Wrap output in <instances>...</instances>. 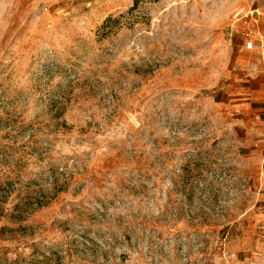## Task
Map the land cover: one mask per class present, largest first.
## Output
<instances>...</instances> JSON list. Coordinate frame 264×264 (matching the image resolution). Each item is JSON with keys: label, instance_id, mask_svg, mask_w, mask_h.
Returning <instances> with one entry per match:
<instances>
[{"label": "rangeland", "instance_id": "obj_1", "mask_svg": "<svg viewBox=\"0 0 264 264\" xmlns=\"http://www.w3.org/2000/svg\"><path fill=\"white\" fill-rule=\"evenodd\" d=\"M0 264H264V0H0Z\"/></svg>", "mask_w": 264, "mask_h": 264}, {"label": "trees", "instance_id": "obj_2", "mask_svg": "<svg viewBox=\"0 0 264 264\" xmlns=\"http://www.w3.org/2000/svg\"><path fill=\"white\" fill-rule=\"evenodd\" d=\"M115 21H116L115 18H113L112 16H109V17H107V18L104 20L103 25L108 24V23H113V22H115ZM17 208H18V205H15V209H17ZM14 217H19V214H15Z\"/></svg>", "mask_w": 264, "mask_h": 264}]
</instances>
